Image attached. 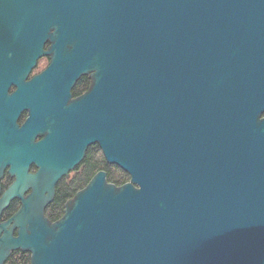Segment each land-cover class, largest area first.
<instances>
[{
    "label": "water",
    "instance_id": "1",
    "mask_svg": "<svg viewBox=\"0 0 264 264\" xmlns=\"http://www.w3.org/2000/svg\"><path fill=\"white\" fill-rule=\"evenodd\" d=\"M91 142L128 181L96 172L51 221ZM16 250L29 264H264V0H0V264Z\"/></svg>",
    "mask_w": 264,
    "mask_h": 264
},
{
    "label": "flooded vegetation",
    "instance_id": "2",
    "mask_svg": "<svg viewBox=\"0 0 264 264\" xmlns=\"http://www.w3.org/2000/svg\"><path fill=\"white\" fill-rule=\"evenodd\" d=\"M45 49L47 48V44L44 47ZM42 63L41 68L37 71L40 72L41 70H43L49 63V57L47 55H43L42 57H40L38 59V63ZM36 72V73H37ZM34 74H30L27 79H30L33 77ZM92 85V72H86V73H81L75 80L74 82L71 84V86L69 87V98H68V102L74 99H77L79 97H81L82 95H84L85 93H87ZM14 87L10 88V91L13 90ZM28 117V111H22L17 119V124L18 125H22L25 120ZM44 133H40L38 135H36L34 141H40L41 139L44 138ZM74 155L76 156L78 153H82L81 158L78 160V163H76L66 174H68V176H64L62 177L59 181H63L64 185L67 186L68 188H70L69 190L72 192L70 194H68V196L65 197L64 203H63V209H64V205L65 203L74 196V194L82 189L86 183L89 181V179L92 177L93 174H95L98 171H105L108 167V165H112L109 164L102 153V150L100 149L99 145L97 142H91V143H87L85 145H81L79 146L77 149L74 150ZM37 170V167L34 164H31L29 166V171L30 172H35ZM4 178L1 181V185H2V190L11 182V179L7 176L8 172L7 169H5L4 171ZM89 174H92L91 176H89ZM107 174V172H106ZM6 179H8L6 181ZM58 181V182H59ZM57 182V183H58ZM57 185L56 184V190H55V195L57 193ZM55 197V196H54ZM17 206L15 208V210L17 209V207L19 206V200L15 199ZM50 204V203H49ZM48 204V205H49ZM47 205V207H48ZM46 207V209H47ZM45 209V211H46ZM5 209L2 212L1 215V220H5L7 219L13 212H11L10 214L6 213ZM63 213V210H62ZM46 215V214H45ZM62 215V214H61ZM60 215V216H61Z\"/></svg>",
    "mask_w": 264,
    "mask_h": 264
},
{
    "label": "trees",
    "instance_id": "3",
    "mask_svg": "<svg viewBox=\"0 0 264 264\" xmlns=\"http://www.w3.org/2000/svg\"><path fill=\"white\" fill-rule=\"evenodd\" d=\"M106 172L107 180L116 185H121L129 179L128 174L115 165H108ZM91 175L92 174H89V176ZM7 180L8 179H6V181ZM57 184V193L53 201L48 205L45 211L46 216L51 221H54L60 217V215L62 214L65 197L72 192V190H69L70 188L64 185L63 181H59ZM16 206L17 203L15 200H13L7 208L6 213L10 214L11 212H13ZM29 261L30 256L28 252L16 250L11 252L5 264H29Z\"/></svg>",
    "mask_w": 264,
    "mask_h": 264
},
{
    "label": "rangeland",
    "instance_id": "4",
    "mask_svg": "<svg viewBox=\"0 0 264 264\" xmlns=\"http://www.w3.org/2000/svg\"><path fill=\"white\" fill-rule=\"evenodd\" d=\"M41 66H42V63H40V62L38 63L37 62L36 67L33 69V71L31 73L32 74L36 73L41 68Z\"/></svg>",
    "mask_w": 264,
    "mask_h": 264
}]
</instances>
